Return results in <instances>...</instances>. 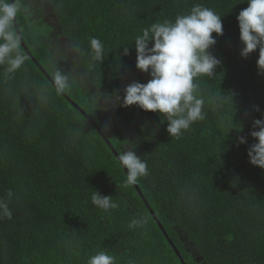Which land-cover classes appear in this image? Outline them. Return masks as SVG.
Masks as SVG:
<instances>
[{"label": "trees", "instance_id": "16d2710c", "mask_svg": "<svg viewBox=\"0 0 264 264\" xmlns=\"http://www.w3.org/2000/svg\"><path fill=\"white\" fill-rule=\"evenodd\" d=\"M34 1L56 18L51 32L78 63L73 70L98 90L99 102L115 107L114 127L101 123L99 102L85 97L80 77L50 56L47 25L33 27L26 15L31 0H15L19 34L12 24L15 39L0 36V46L8 45L0 52V199L12 211L0 218V264H87L100 250L116 264H264V169L247 156L253 122L264 118L257 66L264 53L239 54L237 16L247 0ZM195 4L221 16L223 35L213 33L209 49L221 63L195 81L206 118L177 139L165 116L122 101L129 84L150 79L135 67V38ZM93 37L104 45L100 59ZM57 71L68 78L63 93ZM217 95L220 106L212 102ZM129 149L148 165L135 185L117 160ZM93 190L119 207L98 209ZM134 220L143 223L130 227Z\"/></svg>", "mask_w": 264, "mask_h": 264}, {"label": "clouds", "instance_id": "9594fccd", "mask_svg": "<svg viewBox=\"0 0 264 264\" xmlns=\"http://www.w3.org/2000/svg\"><path fill=\"white\" fill-rule=\"evenodd\" d=\"M247 4V8L237 16L239 39L243 45L239 53L241 58H246L258 48L264 53V0H247ZM19 11L15 0H0V36L15 39L9 29ZM213 33L215 37L223 35L221 16L202 4H195L187 14L177 15L174 20L155 22L144 28L134 40L135 67L142 73H148L150 79L144 84H129L124 89L123 106L135 105L144 111L165 116L167 134L177 139L193 123L204 120L205 99L195 81L200 77H212L221 63L209 51L216 44ZM90 48L95 58L102 57L104 45L98 38L90 39ZM7 50L8 45L0 46V52ZM127 54L126 47L124 55ZM20 63V60L14 61L13 67H19ZM257 66L260 72H264V58L258 59ZM54 80L59 93L69 87L67 76L60 71L55 73ZM222 100V95L212 97L217 106ZM253 128L258 130L250 132L255 143L247 152L248 162L264 169V118L255 120ZM238 143H246L245 138L238 137ZM117 160L126 170L127 184L135 185L140 177L148 174L147 162L133 149L122 151ZM7 197L11 199V191ZM91 202L103 211L119 207L112 196H102L95 190ZM0 218H12V211L4 199H0ZM140 223L143 221L134 220L130 227ZM87 264H116V257L100 250L88 258Z\"/></svg>", "mask_w": 264, "mask_h": 264}, {"label": "rangeland", "instance_id": "374dc122", "mask_svg": "<svg viewBox=\"0 0 264 264\" xmlns=\"http://www.w3.org/2000/svg\"><path fill=\"white\" fill-rule=\"evenodd\" d=\"M31 3L34 5L28 4L26 15L28 16V20L30 21V23L33 24V27L47 25V31L45 34L49 40H46V38H42V40L44 41V43H48V45L46 44V46L54 62L62 65L63 68H70L74 72L72 77L77 75L83 81L80 82L74 79L75 82H77L82 87V91L85 97H87L92 104H95L97 101L99 102L100 94L98 90L93 86V84L87 81L86 78L82 79L81 75L73 70V66L78 65V63H76L75 60H72L70 56H68V53L65 51V46L62 41L58 40V42H56V33L52 34L51 31L52 29L58 28V26L56 24V18L53 17L51 10H48V8L40 9L35 5L34 0H31ZM48 28L51 30H48ZM97 107L98 112L96 114L100 116L101 123L107 125L109 128H113L114 122L112 113L115 111V107H113L111 104H105L104 99H101ZM180 238L186 243V240L184 239L182 233H180Z\"/></svg>", "mask_w": 264, "mask_h": 264}, {"label": "water", "instance_id": "95a60500", "mask_svg": "<svg viewBox=\"0 0 264 264\" xmlns=\"http://www.w3.org/2000/svg\"><path fill=\"white\" fill-rule=\"evenodd\" d=\"M11 2V1H10ZM13 24H14V26H15V28H16V31H17V34H19L18 33V30H17V23H16V18L14 19V21H13ZM20 37V36H19ZM21 39V38H20ZM21 41V40H20ZM22 42V41H21ZM38 67H39V69L40 70H42V68H41V66L40 65H38ZM42 72H44L43 70H42ZM137 190H138V188H137ZM140 193V192H139ZM141 195V194H140ZM157 221V220H156ZM158 223V226L160 227V229L162 230V232L165 234V236H166V238H167V235H166V233L164 232V230H163V228H162V226L159 224V222H157ZM168 239V238H167ZM176 251V250H175Z\"/></svg>", "mask_w": 264, "mask_h": 264}]
</instances>
